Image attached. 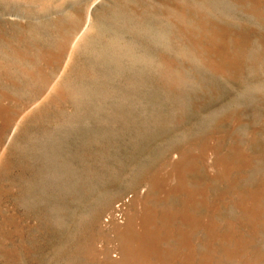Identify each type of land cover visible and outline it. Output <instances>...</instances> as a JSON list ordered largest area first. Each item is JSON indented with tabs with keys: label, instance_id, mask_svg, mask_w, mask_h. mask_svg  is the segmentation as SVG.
Returning a JSON list of instances; mask_svg holds the SVG:
<instances>
[{
	"label": "rangeland",
	"instance_id": "rangeland-1",
	"mask_svg": "<svg viewBox=\"0 0 264 264\" xmlns=\"http://www.w3.org/2000/svg\"><path fill=\"white\" fill-rule=\"evenodd\" d=\"M0 264H264V0H0Z\"/></svg>",
	"mask_w": 264,
	"mask_h": 264
}]
</instances>
